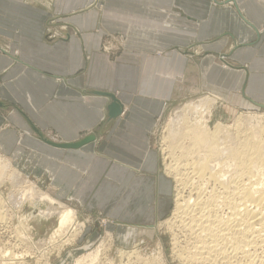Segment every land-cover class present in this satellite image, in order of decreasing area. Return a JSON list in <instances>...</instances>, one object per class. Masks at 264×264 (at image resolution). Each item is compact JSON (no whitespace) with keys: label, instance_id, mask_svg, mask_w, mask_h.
<instances>
[{"label":"crops","instance_id":"obj_1","mask_svg":"<svg viewBox=\"0 0 264 264\" xmlns=\"http://www.w3.org/2000/svg\"><path fill=\"white\" fill-rule=\"evenodd\" d=\"M181 91L264 106V0H0V153L82 217L150 227L169 213L151 134Z\"/></svg>","mask_w":264,"mask_h":264},{"label":"bare ground","instance_id":"obj_2","mask_svg":"<svg viewBox=\"0 0 264 264\" xmlns=\"http://www.w3.org/2000/svg\"><path fill=\"white\" fill-rule=\"evenodd\" d=\"M212 101L211 97L205 96L184 104L178 126L174 129L168 125L164 137V151L169 158L164 172L177 190L173 197L174 220L169 222L170 228L175 229L172 249L175 257L185 264H264V116L255 115L248 120L238 118L228 126L216 123L210 127L207 116L211 115ZM6 179L13 184L12 193L20 200L17 215L24 208L29 213L23 217L24 221H18L11 236L18 240L20 237L21 240L23 237L28 239L30 233L26 226L32 220L40 224L55 220L51 232L43 239L54 247L71 242L72 237L82 231L85 225L78 221L76 209L57 201L47 191H41L34 182L20 180L19 173L0 156V183ZM0 195L4 197L1 192ZM5 217L0 213V225ZM107 221L105 218L103 223L106 225ZM12 249L4 251L0 248V264H9L7 261L10 260L23 264L22 259L27 253L16 254ZM46 251L40 252L43 257ZM100 251L96 248L78 257L75 264H97ZM135 251V248L121 249L119 256L130 257ZM158 255L155 258H161L160 251ZM39 260L45 261L42 257ZM107 264L115 262L107 259Z\"/></svg>","mask_w":264,"mask_h":264},{"label":"rangeland","instance_id":"obj_3","mask_svg":"<svg viewBox=\"0 0 264 264\" xmlns=\"http://www.w3.org/2000/svg\"><path fill=\"white\" fill-rule=\"evenodd\" d=\"M48 23L51 25L54 23V20L51 19ZM47 36L49 38H53L57 36V33L55 30L48 28ZM117 41L121 42L120 37L117 34L106 35L101 45V52L104 54H109L112 57H114L115 54H118L119 51H121V49H119V43ZM205 96H209L213 99L212 104H211V115L207 116V119L209 118L208 124L210 127H213L216 123H221L223 125L228 126V125L233 124V122L238 118L248 120L255 115L264 116V107L262 106H257L252 109L232 110L230 109L229 106L227 107V105H224L221 101L217 100L211 95H208L207 93L197 94L191 91L177 92V95L170 102H168L165 112L162 114L161 118L158 120L157 128L151 134L152 149H154L157 152L158 159H159V169H160V172L164 176H165L164 168L166 167V163L169 162L167 153L164 151V148H165L164 137L167 135L166 134L167 126L171 125L172 128L176 129V127L178 126V119H179L178 116L184 104H186L187 102H191V101L195 102ZM110 102H111V99H110ZM0 156L3 159H6L9 161V163L11 164V168L19 173L20 180H29L31 182H34L36 186H38L39 189H41V191L44 192L46 190L47 191V192L45 191L46 193H49L51 196H53V198L57 199L56 195L54 194L53 186L50 180L51 178L49 177L42 178V176L41 177L29 176L23 170H21L19 166L15 164V162H12L8 158H6V156H4L2 153H0ZM170 180L172 181L171 182L172 183L171 185L172 195L175 198V194L177 193V190L175 189L173 180L171 178ZM13 191H14V186L7 179L3 180V182L0 183V192L4 195V197L2 198L0 197V213L6 216L5 221L1 223L2 225H0V238H1L0 248L1 249L4 248V251L9 250V249L11 251V249L13 248L12 252L16 254H18V252L21 253V251H24L23 253H27V255H24L22 259L23 264H75L76 259H78V257L85 255L86 253H89L90 251H94V249L96 248L101 249L100 251L101 260H99L100 259L99 258L97 261L98 262L97 264H99V262H101L100 264H107V259L114 260L115 264H145V262H148L150 264H185L180 259L175 257V254L172 249V244H171L172 235L175 231V229L172 230L170 228V223L173 222L174 220L173 218L174 216L172 212L174 211L173 209L175 208V207L173 208V206H175L174 200L172 201V207L169 213L162 219L164 221L163 222L158 221L159 223L157 222V225L156 223H154L155 225H153L152 228L151 227L149 228L148 226H135V225H129V224L122 225V223H114V222L112 224L110 220L107 221V223H111V224L105 225L103 223L105 218H101L100 220L95 219V218L88 219V217L87 218L85 216L82 217L81 214L79 215L78 212L76 211L78 221L85 225L83 226L82 231L79 233L78 236L72 237V239L74 240V243H73V240H71L72 245L70 244L71 242H68L69 244L66 243V244L61 245V243H59L57 244V246L55 245L56 247H54V245H51L49 243L46 244L43 241V239L47 238V235L51 232V229L54 227V224H55L54 219L45 220L43 224H40V222L32 220L29 226H26L28 228L27 230L28 233H30V236L28 239H25L23 237L24 240H21V237H20V239L18 240V238H16L15 236H11L14 234L15 225L17 226L21 220L24 221L25 218L23 217L29 214L27 212V209L24 208V211L20 213L19 215H17L18 210H19V208L17 207L19 206L18 204L20 200L16 194L12 193ZM10 201L12 202L10 203ZM57 201H60V200L57 199ZM62 203H65L66 205H70L67 201L62 202ZM4 223H7V224L5 225ZM17 229L19 230V227H17ZM133 230L135 231L133 232ZM176 232L179 233L178 229H176ZM61 239L64 240L65 238H61ZM17 241L23 246L20 245ZM36 247H38L40 250ZM45 247L47 248L45 249ZM62 247H63V250H62ZM55 248L61 251L56 250ZM132 248H135V250L138 252L137 253L135 251L136 256H139L141 259L137 258L135 254H133L130 257L125 254L124 257L120 258L119 251L121 249L123 251H128V250H131ZM44 251H46V253L43 257L42 253H44ZM159 251H160L161 258H155L159 256L158 255ZM56 253L57 255L59 254L60 255L56 256ZM40 256L44 258L46 262L43 260H39L41 259ZM151 259H153V261ZM11 264H15V263H11Z\"/></svg>","mask_w":264,"mask_h":264},{"label":"water","instance_id":"obj_4","mask_svg":"<svg viewBox=\"0 0 264 264\" xmlns=\"http://www.w3.org/2000/svg\"><path fill=\"white\" fill-rule=\"evenodd\" d=\"M106 95L111 99V102L108 104V115H109V117H116L121 112V106H120L117 98L113 94L108 93ZM92 139H93V136L90 135V136H86V137L82 138L81 140H78V141L72 142V143H60V144L51 143V144L58 146V147H61V148H78V147L86 144L87 142H89Z\"/></svg>","mask_w":264,"mask_h":264},{"label":"built area","instance_id":"obj_5","mask_svg":"<svg viewBox=\"0 0 264 264\" xmlns=\"http://www.w3.org/2000/svg\"><path fill=\"white\" fill-rule=\"evenodd\" d=\"M7 263L11 264L12 262H10V261H7ZM22 263H23V262H22Z\"/></svg>","mask_w":264,"mask_h":264}]
</instances>
